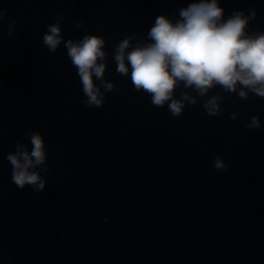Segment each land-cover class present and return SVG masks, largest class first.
<instances>
[{
    "label": "clouds",
    "instance_id": "9594fccd",
    "mask_svg": "<svg viewBox=\"0 0 264 264\" xmlns=\"http://www.w3.org/2000/svg\"><path fill=\"white\" fill-rule=\"evenodd\" d=\"M221 3L222 0H190L171 13L178 18L157 16L145 36L125 32L110 51L106 50L108 41L103 36L88 33L83 18L74 28L84 35L76 40L66 39L62 29L65 18L56 13L41 43L49 56L63 45L79 77L83 104L89 109L102 108L106 94L116 91L115 84L105 79L111 58L115 71L130 78L135 92L148 95L154 107L167 106L172 117L179 118L186 107L198 105L208 117H220L226 95L243 101L252 96L264 99V31H249L257 11L233 10L225 17ZM7 17L8 11L0 7V27ZM16 26L17 21L10 20L9 38L15 35ZM228 119L238 121L240 113L233 111ZM244 128L253 132L264 125L259 116L253 115ZM24 136L31 149L17 140L15 151L4 159L11 165V182L20 190L31 187L39 194L47 185L42 173L51 171L46 142L39 131L31 128L25 129ZM213 168L228 172L230 165L216 156Z\"/></svg>",
    "mask_w": 264,
    "mask_h": 264
},
{
    "label": "water",
    "instance_id": "95a60500",
    "mask_svg": "<svg viewBox=\"0 0 264 264\" xmlns=\"http://www.w3.org/2000/svg\"><path fill=\"white\" fill-rule=\"evenodd\" d=\"M256 30L264 31V0ZM233 111L240 119L229 121L218 154L230 169H213L176 264H264V128H244L253 115L264 125V99L236 97Z\"/></svg>",
    "mask_w": 264,
    "mask_h": 264
}]
</instances>
